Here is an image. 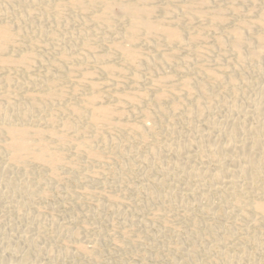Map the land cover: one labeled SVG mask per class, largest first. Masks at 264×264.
Returning <instances> with one entry per match:
<instances>
[{"label":"bare ground","instance_id":"bare-ground-1","mask_svg":"<svg viewBox=\"0 0 264 264\" xmlns=\"http://www.w3.org/2000/svg\"><path fill=\"white\" fill-rule=\"evenodd\" d=\"M13 1H0V88L5 85V90H2L3 92L0 94V133L2 132L7 136L5 137L7 140L0 143V153L6 155L7 164L11 167L24 168L29 162H34L43 164L51 171L56 172L59 166L63 164H73L72 158H69L70 161L66 160L68 157L66 158L64 153V150L70 149L71 146V148L76 149L77 154H87L100 159L102 153L94 148L97 141L105 146L111 143L117 147L120 145L126 147L128 146L127 142L117 141L119 139L116 136L115 138L112 137V134L114 131L129 129L133 133H140L143 143H147L148 132L155 130L157 123L162 122L164 117L172 114L176 115L173 118L174 121L188 123L189 127L185 130L181 128L182 124L181 127L178 124L179 129L177 126L173 127L170 123L171 120L168 122L172 125V128L170 124L168 127L173 130V133L177 131V133H181L180 135L186 134V136L182 135L185 138H177L174 134V140L166 142L163 140V142L161 141L163 144L159 142L162 145L153 143L149 151L152 153V159L156 155L160 158L159 154L163 152V149L167 152H165L166 154L163 153L162 156L166 155V157L168 150L172 151L176 166L190 165L183 175L188 182L189 180L194 183L197 182L198 184H195L197 187L187 186L181 189V192L175 194L177 199L198 202L208 193L222 192L226 197L233 199L232 202H229L235 209L246 214L248 208L264 221V78L259 81L258 85L249 86L246 84L247 86L241 91L234 90L230 99H222L220 105H217L219 96L209 89L208 84L214 80L222 81L226 73L228 85L235 87L239 80H248L251 71L245 67H235L234 71L231 72V69L229 68V71L227 68L228 65H223L226 66V69L223 70L224 73L219 74L217 73L218 70L215 71L209 66V62L205 61L202 57L203 54L198 50L197 53L199 54L196 59L190 55L185 59L182 58L184 65H181L182 60L179 64L180 62L178 63L173 58L177 54V47H194L203 39L201 27L204 29L208 27L207 29L210 28L217 33V29L219 31L222 24L228 22V7L223 6L220 0H170L175 2L176 6H172L173 3L171 5V3L157 0H56L57 2L54 1L53 3H50L52 0H45L46 2L43 1L44 8L49 10L54 7L52 14L54 13L56 18L62 17L67 8L77 9L83 14L82 16L87 17V20L90 19L94 26L92 31L79 30L71 35L80 38V47L83 51L75 48L68 51L62 50L61 60H55L48 66L45 65L44 59L39 57V53L34 51L35 49L32 50L31 47L30 50H24L19 38L27 37L28 33L30 31L33 33L36 28L33 25L22 26L21 22V24H16V22L15 25L10 23L9 18L14 17L15 13L8 8ZM215 2H218L217 7L214 6ZM232 10L234 13L244 11L239 6H233ZM160 11H163L164 14L158 16L157 13ZM247 14L253 18L252 21L238 24L232 29L229 28V31H225L228 32L226 36L220 33L216 37L219 44L217 46L223 50V53L228 52V50L234 53L236 62L232 63L233 65L237 62L238 64L244 63V65L249 62L256 64L264 57V7H259L254 2V6L247 9ZM78 15L81 16L79 13ZM14 18L16 19V17ZM171 19L175 21V25L170 24L169 20ZM185 20L187 21L186 24H184ZM195 20L201 24L198 26L199 28L196 27L198 24ZM182 21H184L183 26L180 24ZM116 24L124 27L122 35L115 28ZM255 27H259L261 32L255 31ZM56 32V30L52 31L54 36ZM100 34H109L111 38L110 50L107 52H99L93 46ZM141 43L149 47H156L154 52L157 51L158 54L154 55L137 49L136 47ZM41 46L43 47V45ZM15 51L20 52L16 54ZM90 55L92 56L91 59ZM82 58L86 59L83 65L75 63L76 60ZM116 58L121 59V62L116 61ZM213 60H217V56ZM216 62H221V59ZM223 62L225 63L224 60ZM94 63L107 75L106 81L101 80L103 83L94 81L96 71L93 66ZM141 63H145L146 68L148 67L146 78L144 77L145 74H139L140 71L134 73L132 71L131 79L133 83L138 85L143 80H149L152 77L151 86L149 87V84V88L147 87L149 91H154L152 96L149 95L148 90H145L146 88H143L144 86L142 87L143 92L121 90L117 88L118 86L116 87V85H120L117 75H124L129 67L132 68L131 70L133 68L138 69ZM226 63L229 62L226 61ZM40 64L46 66L44 73L32 75L31 71ZM214 65L212 63V66ZM10 66L20 67V70L22 67L25 70L24 74L23 70L21 73L18 70L19 73L16 71L17 73L14 74L17 75L15 76L11 74L1 76L2 73H7V71L1 73V70ZM169 66H176L179 71L185 73L186 77L180 81V90L173 85L174 76L163 74L154 77V74H157L155 72L159 69ZM191 67L196 69V71L192 69L195 71L193 75L189 72ZM64 70L67 71L69 78L65 79L59 76V73ZM79 70L86 74L78 79L71 78L73 77L72 73ZM251 78L253 79V76ZM103 85L105 88L109 87L110 90L116 88V91H111L112 95L109 96L113 97L110 98L113 99V102L114 100L117 101V104H113L114 106L111 104V106L100 105L102 103L100 100H107L106 97L109 94L105 89L107 95L103 93L104 91L102 92ZM11 87L19 89L20 91H18L22 94L14 96L15 90ZM190 98L195 100L194 104L189 103V101L190 105L185 103ZM167 101L171 104H168L169 107L165 105ZM127 104L143 109L141 113L146 116L145 120L143 119L144 122L141 121V123L138 122L139 124L131 126L133 122L127 125L122 121L121 117L124 114L123 111L119 110L125 108ZM150 106L157 107L156 113L150 111ZM215 106H218L219 109L213 111ZM152 110L154 109L152 108ZM194 116H197L198 122L196 121L197 118L193 121ZM146 118L151 121H146ZM132 136L131 138H133ZM134 147L133 149L129 147V153L134 152L132 151ZM144 157L145 161L150 160V157L145 155ZM150 162L152 161L150 160ZM206 163H211V165H206ZM0 169L2 170L1 167ZM166 183L168 182L164 180L159 181L158 184L165 185ZM151 189L154 190H149L151 197L159 195L154 188L151 187ZM155 197L154 199H156ZM228 199H226L227 202ZM238 254L240 255V253ZM252 258L264 262V247L260 248L259 246L253 252H243L229 263L247 264Z\"/></svg>","mask_w":264,"mask_h":264},{"label":"rangeland","instance_id":"rangeland-1","mask_svg":"<svg viewBox=\"0 0 264 264\" xmlns=\"http://www.w3.org/2000/svg\"><path fill=\"white\" fill-rule=\"evenodd\" d=\"M43 1L45 0H14L8 9L15 13L14 17L16 19L12 16L9 21L13 25L17 22L16 24L22 23V26L33 25L36 28L33 33L30 31L27 37H21L19 40L23 44L24 50H30L32 47V50L35 49L34 51L39 53V57L44 59L45 65L49 66L53 61L61 60L62 50L68 51L71 48H75L83 51L80 47V38L71 35L79 30L92 31L94 26L93 22L82 16L83 14L77 9L67 8L62 17L56 18L53 15L54 13L52 14L54 7L46 10ZM54 1L57 2L58 0H52L50 3ZM157 1L171 3V5L173 3L172 6H176V3L170 0ZM254 2L259 7H264V0H220L223 6L229 8V12L227 13L228 22L224 23V25L222 24L221 28V25L219 26V31L217 29L218 34L212 29L210 30V28L207 29L208 27L205 29L201 27L203 39L194 47H177V54L173 56L178 63L182 58L185 59L189 55L190 57L194 56L193 59H196L199 54L197 53L198 50L203 54L202 57L205 61L209 62V66L215 71L218 70L217 73L219 74L224 73L223 70L226 69V66L223 65H228L227 68L229 71L231 69V72L234 71L235 67H245L251 71L250 77L253 76V79L249 77L248 80H239L235 87L228 85L226 73L222 81H211L208 87L218 94L217 105H220L222 99H230L234 90L237 91L238 89V91H241L247 85H258L259 81L264 78V57L256 64L246 62L247 64L244 65V63L238 64L237 62V64L233 65L232 63L236 62L234 53L229 50L223 53V50L217 46L219 44L216 40L217 35H220V33L226 36L228 32L225 31H229V28L232 29L237 27L238 24L252 21L253 18L247 14V9L253 7ZM217 5L218 2H215L214 6L217 7ZM233 6H239L244 11L234 13L232 10ZM2 8L5 11L4 7ZM15 9L16 11H13ZM116 13H118V10H116ZM163 14V11L157 13L158 16ZM22 15L24 16L22 17ZM30 21H32V24ZM195 21L197 22V20ZM169 22L175 25L173 19L169 20ZM183 22L180 23L182 26L187 21L185 20L184 24H182ZM197 24L196 27L201 25L199 22ZM115 28L121 35L123 34L124 27L122 25L116 24ZM53 30L57 31L55 36L52 33ZM256 30H258V33L259 31L261 32L259 27H255ZM110 43L109 34H100L99 39L97 38L94 41L93 46L99 52H107L110 50ZM138 46L136 47L137 49L146 53L158 54L157 51L154 52L156 47L152 46V48L142 43ZM18 52L20 51H15L16 54ZM184 54L186 55L185 57ZM214 54L216 55L214 56ZM216 56L218 61L221 59L220 64L216 62L217 60H213ZM219 56L222 57L220 58ZM233 57L234 61L232 60ZM91 58L92 56L90 55ZM76 61L75 63L83 65L86 59L82 58ZM116 61L120 63L121 59L116 58ZM226 61L229 63H226ZM212 63L215 65L212 66ZM38 65L36 69L31 71L32 75L44 73L46 66ZM95 65L97 64L94 63L93 65L96 70L94 81L103 83L107 80V75ZM181 65H184V60H182ZM146 66L145 63H141L139 70L137 68L131 70L132 68L129 67L130 69L128 68V71H126L128 74L125 73L127 76L125 74L117 75L118 84L120 83V85H116V87L118 86L117 88L121 90L126 89L134 92H143L146 88L145 90H148L149 95L152 96L154 91L147 89L149 84V87L151 86L150 80L152 77L149 80L145 79L148 71ZM19 68L10 66L5 68V70L2 69L1 73L5 71L7 73H2L1 76L5 74L15 76L17 74L14 73H19V71L21 73L22 70L24 74L25 70L22 67L21 70ZM192 69L196 71L194 67H191L189 71L190 74L192 73L191 75L195 73ZM132 71L133 73L140 71L139 74H145V80L141 83L142 85L133 83L131 79ZM178 71L176 66H169L159 69V71L155 72L157 74H154V72L153 74L155 78L163 74L174 76L173 85L180 90V81L186 76L185 73ZM160 72L161 74H158ZM72 74L73 77L71 78L78 79L86 73L79 70ZM59 76L65 79L69 78L65 70L61 71ZM4 86H1L0 94L3 92L2 90H5ZM108 88H105L104 85L102 86V92L104 91L103 93L107 95L105 93L107 91L109 94L106 97L107 100H100L103 103L100 105L111 106L117 102L115 100L113 102V99H110L113 97H109L112 92L116 91V88L113 87V90ZM13 90H15L14 96L22 94L19 89V91L15 88ZM186 101L185 103L187 104H194L193 102H195L192 98ZM165 103H167L165 104L166 106L170 104L168 101ZM137 108L130 104H127L125 108H120L119 111H123L125 115L121 117L122 121L127 125L133 122L131 126L139 124L141 121L144 122L143 119L145 120L146 116L141 113L143 109L138 108L137 110ZM217 108L218 106H215L213 111L219 109ZM155 109L157 111V107L150 106V111L156 113ZM130 111L131 113H129ZM141 114L143 117H140L142 116ZM171 115L164 117L162 122L157 123L159 125H156L155 130H152L153 132H148L147 143L149 146L146 142L143 143L140 133H133L129 129L119 132L114 131L112 137L115 138L116 136L119 139L116 140H121L120 142L122 143L127 142L128 146L122 147L118 145L119 147H117V145L114 146L111 143L105 146L97 141V145L95 144L94 148L102 153L100 159L87 154H77L76 149L74 147L71 148V146L70 149L64 150V153L66 158L68 157L66 160L70 161L69 158H72L73 164H63L59 166L56 172L51 171L43 164L34 162H29V167L28 164L24 168L11 167V165L7 164L6 155L0 153V167L2 168V170L0 169V264H230L232 260H235L243 252H253L259 246L263 248L264 221L248 208L246 214L235 209L231 204L233 199L226 197L224 193H208L198 202L192 200L189 202L186 199L185 201L188 202H185L184 199H177L176 195L182 191L181 189L187 186L197 187L195 185L198 184L197 182L194 183L190 180L188 182L183 175L190 165L181 164V166H176L172 151L168 150L169 154L167 153L166 157L165 152L167 151L163 149V152L159 154L160 158L156 155L153 156V159L151 157L152 153L149 151L153 143L158 145L163 140L165 142L174 140L175 135L177 138H185L183 136H186V134H182V136L177 131L173 133L171 128L172 125L173 127H178L179 124L181 127L182 124L181 128L185 129L189 127L188 123L174 121L173 118L176 115ZM196 118L197 116H194L193 121ZM146 121L150 122L151 120L146 118ZM169 121L172 125L168 123ZM173 121L174 123H172ZM196 121L198 122V118ZM169 124L171 128H169ZM180 127L178 128L180 129ZM167 128L169 129L167 130ZM128 131L130 135L133 133V136L131 135L133 138H131ZM138 134L140 135V140L138 139ZM5 137L7 136L1 132L0 143H4L7 140ZM133 144L136 146L134 147ZM98 145L102 146H99L101 149ZM129 147L132 149L134 147V150H132L134 151L132 152L133 154L129 153ZM136 149H139L138 152H136ZM163 153H165V156H162ZM144 155L148 158L150 157L149 159L152 162L154 161L153 164L150 160L145 161ZM154 157L158 159L155 158V160ZM3 164L6 166L4 167ZM208 164L206 163V165ZM27 167L28 169H25ZM164 180L168 183L165 185L158 184L159 181ZM151 187L156 190L155 192H158L157 195L159 194L156 197L154 196L156 199L149 194V190H153ZM227 198H229L228 202ZM259 261L260 259L252 258L247 264H264V262Z\"/></svg>","mask_w":264,"mask_h":264}]
</instances>
